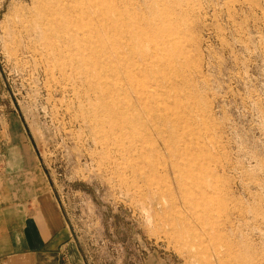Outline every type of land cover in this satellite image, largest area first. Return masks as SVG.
<instances>
[{"label": "rangeland", "instance_id": "1", "mask_svg": "<svg viewBox=\"0 0 264 264\" xmlns=\"http://www.w3.org/2000/svg\"><path fill=\"white\" fill-rule=\"evenodd\" d=\"M18 134L64 264H264V0H0ZM7 157L1 184L31 179Z\"/></svg>", "mask_w": 264, "mask_h": 264}, {"label": "crops", "instance_id": "2", "mask_svg": "<svg viewBox=\"0 0 264 264\" xmlns=\"http://www.w3.org/2000/svg\"><path fill=\"white\" fill-rule=\"evenodd\" d=\"M1 135L2 140L9 139V144L14 133L4 131ZM15 139L20 140L18 146L5 147L1 142V163L9 165L11 158L7 156L13 155L16 167L30 174L31 179L17 186L13 181L9 186L0 183V199L8 197L0 205V261L20 259L26 261L24 264H64L68 256L65 254L73 248L69 225L52 187L42 179V170L31 156L25 136L18 134ZM69 261L67 264H81L78 259Z\"/></svg>", "mask_w": 264, "mask_h": 264}]
</instances>
